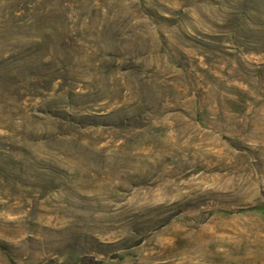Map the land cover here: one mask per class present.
<instances>
[{"label": "rangeland", "instance_id": "obj_1", "mask_svg": "<svg viewBox=\"0 0 264 264\" xmlns=\"http://www.w3.org/2000/svg\"><path fill=\"white\" fill-rule=\"evenodd\" d=\"M0 264H264V0H0Z\"/></svg>", "mask_w": 264, "mask_h": 264}]
</instances>
